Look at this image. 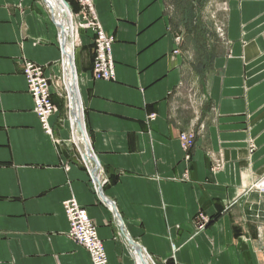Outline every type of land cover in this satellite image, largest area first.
<instances>
[{
    "label": "crops",
    "instance_id": "crops-1",
    "mask_svg": "<svg viewBox=\"0 0 264 264\" xmlns=\"http://www.w3.org/2000/svg\"><path fill=\"white\" fill-rule=\"evenodd\" d=\"M92 2L114 38L113 79L93 80L89 33L75 65L105 199L73 149L63 101L51 98V137L33 113L22 63L59 77L58 30L41 0H0V264H91L68 236L70 200L96 225L107 264H134L127 240L154 264H264L254 187L264 179V0L225 1L223 46L207 69L188 63L165 0Z\"/></svg>",
    "mask_w": 264,
    "mask_h": 264
},
{
    "label": "built area",
    "instance_id": "built-area-1",
    "mask_svg": "<svg viewBox=\"0 0 264 264\" xmlns=\"http://www.w3.org/2000/svg\"><path fill=\"white\" fill-rule=\"evenodd\" d=\"M75 1L78 5L79 10L76 13H73L70 9V18L73 26L74 37V43L72 47L73 54L76 55L75 51H77L81 47L82 36L88 33L91 34L94 54L91 71L92 78L95 81H110L113 79L111 47L114 42V38L104 31L97 17L92 0ZM221 36L223 35L221 34ZM63 61L64 60L61 56V74L59 77H55L53 79L44 76V70L42 66L31 61H25L22 63L24 68L23 76L26 80L27 91L33 100V113L35 114L43 132L50 137L51 128L49 126V119L57 113V108L51 101L53 94L60 98L62 101L66 102V106L68 109V122L70 120V108L68 107V91L65 84ZM155 118L156 117L154 115L149 116V123L154 122ZM70 132L71 137L73 138V130L71 126ZM180 141L182 142L185 149H189L194 145V137L192 135L181 134ZM77 151L80 156L81 163L90 176L94 192L98 195L97 186L94 184L93 178L91 176L92 163L88 161V164L78 148ZM97 175L99 187L102 188L108 182L103 174L101 167L99 168ZM254 187L257 191L264 193V179ZM108 208L110 209V211H112L110 206H108ZM63 210L69 225V238L84 250H86L90 257L91 264H107L106 253L102 241L98 237L97 227L93 223V221L88 218L85 210L78 206V204L74 200L65 202L63 204ZM195 219L197 221L196 229L198 231L204 230L206 224L208 223V217L202 213H198ZM131 253L134 259V264H137L138 256L134 251H131Z\"/></svg>",
    "mask_w": 264,
    "mask_h": 264
},
{
    "label": "rangeland",
    "instance_id": "rangeland-1",
    "mask_svg": "<svg viewBox=\"0 0 264 264\" xmlns=\"http://www.w3.org/2000/svg\"><path fill=\"white\" fill-rule=\"evenodd\" d=\"M225 1L165 0V12L170 26L179 39V44L188 63L207 69L210 66L212 55L221 51L223 46L221 40L224 36ZM76 53L77 51H75ZM63 105L65 115H67L68 109L65 101H63ZM73 149L77 152L74 145Z\"/></svg>",
    "mask_w": 264,
    "mask_h": 264
},
{
    "label": "bare ground",
    "instance_id": "bare-ground-1",
    "mask_svg": "<svg viewBox=\"0 0 264 264\" xmlns=\"http://www.w3.org/2000/svg\"><path fill=\"white\" fill-rule=\"evenodd\" d=\"M45 2L48 7L54 10L55 19L63 27L64 35L67 36L68 41L65 45V50H64L66 58H64L63 67L65 72L64 74H65L66 89L68 91V107L74 113L73 116H70V120H69V125L72 127L73 130L72 144L79 149L85 161L88 163L89 159L85 147L89 145V141L83 125V112H82L81 100L79 97L80 95H79V91L77 92L76 90L75 92L72 93L73 87L78 85V80H77L78 77L77 74L74 77L73 68H72V61H73L76 69L75 55L73 54V49H72L74 43V37H73V26L70 18V11L63 4L62 0H45ZM75 119L81 122L82 129L80 134H78L75 129V125H74ZM137 264H154V263L145 253H142V256L138 257Z\"/></svg>",
    "mask_w": 264,
    "mask_h": 264
},
{
    "label": "water",
    "instance_id": "water-1",
    "mask_svg": "<svg viewBox=\"0 0 264 264\" xmlns=\"http://www.w3.org/2000/svg\"><path fill=\"white\" fill-rule=\"evenodd\" d=\"M43 5L45 6V8L47 9L48 11V14L50 16V20L52 22V24L56 27V29L58 30V34H59V48H60V52H61V56L64 60V58H66V55L64 53V50H65V45L67 43V36L64 35V30H63V27L56 21L55 19V15H54V10L50 7H48L46 5V2L45 0H41ZM63 1V4L68 8V10L70 11V7L68 5V3H66L64 0ZM72 68H73V73H74V77L76 75V70H75V66H74V63L72 61ZM76 80V78H75ZM75 90L78 92V88L77 86H74L73 87V90H72V93L75 92ZM80 97V96H79ZM74 113L70 110L69 111V116H73ZM74 125H75V129L77 131L78 134L81 133V122L77 119L74 120ZM84 125V123H83ZM85 128V127H84ZM85 150L87 151V155H88V159L89 161L92 163V168H91V176L93 178V182L94 184L97 186V190H98V196L101 198V199H105L104 195L102 194V188L99 187V182H98V170L100 168V164L96 158V156L94 155V153L92 152V149H91V146H90V143L89 145H87L85 147ZM111 210H112V213L114 214L117 222H118V225H119V228L120 230L122 231V228H123V223H122V219L120 218L119 214L117 213L116 209L114 208V204L110 203L109 204ZM123 233V232H122ZM124 235V234H123ZM127 243H128V246L136 253V255L138 257L142 256V253H145L142 248L140 246H138L135 242H133L132 240H127ZM146 254V253H145Z\"/></svg>",
    "mask_w": 264,
    "mask_h": 264
},
{
    "label": "trees",
    "instance_id": "trees-1",
    "mask_svg": "<svg viewBox=\"0 0 264 264\" xmlns=\"http://www.w3.org/2000/svg\"><path fill=\"white\" fill-rule=\"evenodd\" d=\"M66 3H68L69 4V6H70V9H71V11H74V9H73V4H75L74 3V1L73 0H64ZM213 56V55H212ZM211 57V56H210ZM212 58V57H211Z\"/></svg>",
    "mask_w": 264,
    "mask_h": 264
}]
</instances>
